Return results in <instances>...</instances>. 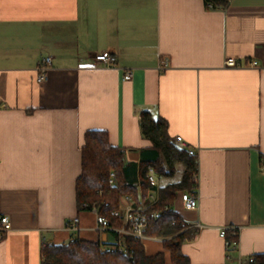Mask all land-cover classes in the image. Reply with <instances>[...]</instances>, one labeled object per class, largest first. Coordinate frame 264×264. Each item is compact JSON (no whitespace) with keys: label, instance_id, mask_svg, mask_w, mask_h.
<instances>
[{"label":"crops","instance_id":"crops-1","mask_svg":"<svg viewBox=\"0 0 264 264\" xmlns=\"http://www.w3.org/2000/svg\"><path fill=\"white\" fill-rule=\"evenodd\" d=\"M105 52L115 65L82 68ZM44 57L52 66L38 84ZM143 112L198 157L199 209L175 207L198 230L183 255L191 264L264 256V0H231L226 10L204 0H0V215L12 225L0 264H42L44 245L75 238L124 247L93 211L78 210L76 182L89 131L125 150L139 180L154 155ZM74 218L77 233L66 229ZM233 228L239 247L229 262L220 233ZM141 244L169 262L163 239Z\"/></svg>","mask_w":264,"mask_h":264},{"label":"trees","instance_id":"trees-1","mask_svg":"<svg viewBox=\"0 0 264 264\" xmlns=\"http://www.w3.org/2000/svg\"><path fill=\"white\" fill-rule=\"evenodd\" d=\"M230 1L204 0V3L209 9L226 10ZM140 126L143 137L152 143L154 155L140 163L139 188L135 168L128 167L125 163V150L112 146L106 132L89 131L85 134L82 171L76 182L77 208L79 211L98 208L111 226L118 227L122 224L121 220L113 218L110 210L102 207L103 203H108L111 210L118 209L122 198L131 196L136 204L140 201L148 204L154 190L148 180L149 171L153 170L159 181L162 178H172L180 166L181 179L160 186L158 200L146 212L149 216L147 235L164 240V249L170 255L169 262L164 253L148 256L140 241L122 237L123 251H112L99 242L78 238L58 245H44L42 264H191L188 257L181 252V245L195 238L198 230L189 228L175 207L178 202L182 205V193H198V184L193 181L194 174L198 173V157L189 149H182L175 144L165 120L143 112ZM112 173L115 175V185L110 184ZM139 189L141 197L138 195ZM152 214H156V217L153 218ZM236 239V234L227 233V247ZM254 263L264 264V256H256Z\"/></svg>","mask_w":264,"mask_h":264},{"label":"built area","instance_id":"built-area-1","mask_svg":"<svg viewBox=\"0 0 264 264\" xmlns=\"http://www.w3.org/2000/svg\"><path fill=\"white\" fill-rule=\"evenodd\" d=\"M117 62V56L112 53H101L99 55H96L94 57V63L90 65H83L82 68L84 69H94L101 65L110 67L115 65ZM258 65L257 62L250 63L251 67H256ZM52 66V58L51 57H44L41 58L37 64L36 71H37V83L42 84L44 83L48 78V72ZM225 66L228 68H237L239 67V63L234 59H228L225 62ZM168 67L167 61H164L161 64V69H165ZM132 78V73L127 72L124 75V80L129 81ZM175 144L185 149L187 148L185 142L181 137H176L174 140ZM148 180L153 188H157L159 181L154 173L153 170H150L148 173ZM193 181L198 184L199 182V173H195L193 176ZM116 179L115 175L112 173L110 176V184L115 185ZM139 197H141V191L139 193ZM158 200V196L155 197L152 193L149 197V203H144L141 201L140 204H136V202L133 200L131 196H125L122 198L120 207L118 209H109L110 206L108 203H103V208L105 210H110V215L113 218L120 219L121 225L118 227L111 226L109 220L102 214L99 213L98 208H93V212L96 215V222H97V228L103 232H114L120 237H131L134 238L140 242L148 238L147 231L149 228V216L147 215L148 208L156 203ZM181 204L184 210L186 211H197L199 209V200L197 195H191L188 192H184L181 195ZM152 217L155 218L156 214H152ZM66 229L69 232L77 233L79 231V220L78 218H74L73 220L67 222ZM12 230V225L7 216L0 215V240H3L5 235ZM234 234L238 236L237 229H231ZM228 229H223L220 233V236L224 239H226ZM239 247V241L238 239L234 240L229 246L228 251L229 255L227 257V260L229 262H232V257L230 254L232 252H236ZM112 251L121 250L123 251V248H119L117 245H114L109 248ZM254 258L252 257L247 264H256L254 263ZM237 264H242V262H239Z\"/></svg>","mask_w":264,"mask_h":264},{"label":"rangeland","instance_id":"rangeland-1","mask_svg":"<svg viewBox=\"0 0 264 264\" xmlns=\"http://www.w3.org/2000/svg\"><path fill=\"white\" fill-rule=\"evenodd\" d=\"M181 176H182V168L179 166L177 168V171H176V174L170 178V179H160L159 180V184H158V187L157 188H154V190L152 191V194L157 197L158 196V190H159V187L160 186H163L167 183H170V182H178L180 179H181ZM136 182L138 183V177L136 179ZM181 195V193L179 194V196ZM179 203V202H178Z\"/></svg>","mask_w":264,"mask_h":264}]
</instances>
